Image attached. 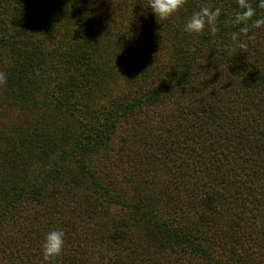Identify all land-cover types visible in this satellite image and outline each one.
Instances as JSON below:
<instances>
[{"label":"trees","instance_id":"obj_1","mask_svg":"<svg viewBox=\"0 0 264 264\" xmlns=\"http://www.w3.org/2000/svg\"><path fill=\"white\" fill-rule=\"evenodd\" d=\"M203 4L215 37L182 31ZM237 10L0 0V264H264V27L235 47ZM153 106L156 192L125 191L107 152ZM50 229L65 244L46 262Z\"/></svg>","mask_w":264,"mask_h":264},{"label":"clouds","instance_id":"obj_2","mask_svg":"<svg viewBox=\"0 0 264 264\" xmlns=\"http://www.w3.org/2000/svg\"><path fill=\"white\" fill-rule=\"evenodd\" d=\"M185 2L186 0H146V9L154 15L156 20H165L183 8ZM236 4L238 10L233 12L224 23L238 28L239 36L246 39H238L236 32L232 33L231 39L235 47L247 50L248 41L253 38L251 30L264 27V15L257 13V9L252 5V0H236ZM256 5L258 8L264 9V0H256ZM220 15L221 9L219 7L203 4L186 19L182 31L189 34H200L206 31L208 35L215 37L219 31L218 20ZM6 79L7 74L0 71V85H3ZM64 244V231L62 229H50L41 243L43 260L50 262L58 256L62 252Z\"/></svg>","mask_w":264,"mask_h":264},{"label":"rangeland","instance_id":"obj_3","mask_svg":"<svg viewBox=\"0 0 264 264\" xmlns=\"http://www.w3.org/2000/svg\"><path fill=\"white\" fill-rule=\"evenodd\" d=\"M156 114V106L142 107L131 114L119 127L108 149V155H115L111 157L112 177L122 182L125 191L132 190L134 177H139L145 189V183L153 180L152 191L156 192ZM134 157L140 166L138 169L134 167Z\"/></svg>","mask_w":264,"mask_h":264}]
</instances>
